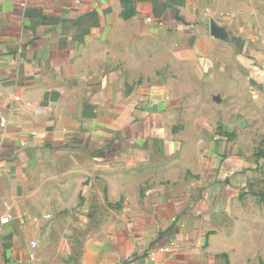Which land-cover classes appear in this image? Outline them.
<instances>
[{"label":"crops","instance_id":"obj_1","mask_svg":"<svg viewBox=\"0 0 264 264\" xmlns=\"http://www.w3.org/2000/svg\"><path fill=\"white\" fill-rule=\"evenodd\" d=\"M224 89L258 121L264 0H0V264H264L238 130L184 106Z\"/></svg>","mask_w":264,"mask_h":264},{"label":"rangeland","instance_id":"obj_2","mask_svg":"<svg viewBox=\"0 0 264 264\" xmlns=\"http://www.w3.org/2000/svg\"><path fill=\"white\" fill-rule=\"evenodd\" d=\"M193 90L194 92L198 91L196 88H193ZM239 90L244 91L242 88H239ZM198 94L204 95V93H197L196 95ZM192 95L193 93L188 95V98ZM215 95L219 98L218 102H215L211 97L208 98L206 102L202 100L201 103L193 102L184 106L187 111L194 109L195 114L198 115V119L200 114H204L205 112L209 114L217 108L218 120L213 126L214 134L217 136L220 132L223 133L228 126L238 130V133H235L233 137L229 138L227 141L228 145L233 146L236 144L234 147H238L239 144L240 147L244 148L241 153L247 155V159H249L255 167H253L254 169L251 167V173L256 172V174H253V178L258 179H254L256 182L253 181L254 184L250 190L253 193L260 192L261 196L264 197V182H261L264 178L258 176L259 172H264V112L261 110V107L258 108L255 106L253 112L256 114L258 121L253 122L254 120H251V118L247 116L243 119L240 105L236 103L237 97L235 94L231 95L224 89L215 93ZM238 125H244V128H246L244 133H246V135H243ZM223 138L225 137L221 136L219 140H225ZM257 184L259 188L256 187Z\"/></svg>","mask_w":264,"mask_h":264},{"label":"built area","instance_id":"obj_3","mask_svg":"<svg viewBox=\"0 0 264 264\" xmlns=\"http://www.w3.org/2000/svg\"><path fill=\"white\" fill-rule=\"evenodd\" d=\"M0 123H1V124H4V123H5V117H4V115H2V114H0ZM4 170H5V159L2 158V157H0V176L3 174ZM44 217H45V218H49V215H45ZM35 220H37V219L35 218ZM7 221H8V218H7V217H3V218L1 219V222H2V223H5V222H7ZM31 245L34 246L35 243H34V242H31ZM170 248H171L170 245H166V246H165V245H164V246L162 245V246H159V247H158L159 250H164V251H168ZM33 256H34L33 253H30V254H29V257H30V258H33Z\"/></svg>","mask_w":264,"mask_h":264}]
</instances>
